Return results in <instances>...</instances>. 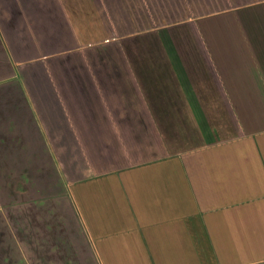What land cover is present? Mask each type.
Instances as JSON below:
<instances>
[{
  "label": "crops",
  "instance_id": "obj_1",
  "mask_svg": "<svg viewBox=\"0 0 264 264\" xmlns=\"http://www.w3.org/2000/svg\"><path fill=\"white\" fill-rule=\"evenodd\" d=\"M0 264H264V0H0Z\"/></svg>",
  "mask_w": 264,
  "mask_h": 264
}]
</instances>
